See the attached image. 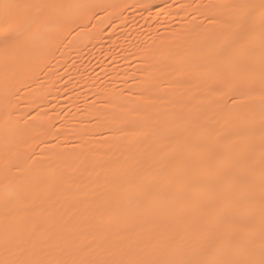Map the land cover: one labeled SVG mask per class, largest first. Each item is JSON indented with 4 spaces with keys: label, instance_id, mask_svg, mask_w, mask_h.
Returning a JSON list of instances; mask_svg holds the SVG:
<instances>
[{
    "label": "bare ground",
    "instance_id": "bare-ground-1",
    "mask_svg": "<svg viewBox=\"0 0 264 264\" xmlns=\"http://www.w3.org/2000/svg\"><path fill=\"white\" fill-rule=\"evenodd\" d=\"M40 1L0 0V35L31 41L24 53L57 40L43 17L61 0ZM106 1L63 0L57 21H86ZM205 7L195 50L180 61L157 41L153 71L107 90L109 110H86L70 145L51 112L26 118L51 86L18 109L10 81L33 66L4 60L20 43L0 44V264H264V0Z\"/></svg>",
    "mask_w": 264,
    "mask_h": 264
},
{
    "label": "rangeland",
    "instance_id": "rangeland-1",
    "mask_svg": "<svg viewBox=\"0 0 264 264\" xmlns=\"http://www.w3.org/2000/svg\"><path fill=\"white\" fill-rule=\"evenodd\" d=\"M61 1L60 3L55 4V6L49 10V13L47 11L48 14L43 17L46 18L48 15H51L54 21H56L58 29H56L57 31H55V35L52 36H54V39L57 40L53 41V37L49 36L47 37L46 42L44 41L42 45L43 47H40L38 51L36 49L39 47L34 48L36 51H34L33 47H29L32 49L30 51H26L25 53L22 51L24 48L23 44H27V42L29 43L31 41L16 38L15 39L17 41H15L14 38L9 41L8 39H10L11 36L8 34H2L0 35V44L8 42H10V44L20 43L19 45L21 51L17 49V53L13 51V49L16 50V48L8 49L4 57V60L7 58V61H9V58L13 61L11 59V54L13 55V58L16 57L17 59L18 56V59H20L22 53H28L30 55L33 53L30 56V61L28 56H26L28 58L27 60L24 55L21 57L22 59L19 60V63L22 62L20 64L17 63L18 59L15 63L9 61L13 65L16 64L17 66H30L31 70L33 66L34 71L30 81L27 80L25 71H20L17 74L15 78L17 80L14 81L12 79L10 81L9 86L16 83V86L18 87V90L11 95L12 99L18 104V109H23L24 106L21 99H25L30 95V89L33 86L40 85L46 88L51 86L53 93L45 96V101L37 106L38 108L33 107L29 112H27L26 118L27 121H32L34 119L33 115L37 112L42 114L46 111L49 113L51 112L49 121L51 132L58 130V127L61 126L62 123L64 125L66 124L65 127L67 126L66 129L69 131L68 138L71 140H68L69 145L74 143V132L76 129L80 128V122L84 120L83 116L85 112L93 110V108L96 110L102 108L101 112L105 113L109 110V106L102 103L101 97L104 93L108 91L111 92V90L113 92L119 91L121 86L118 83L121 82L122 78H125L129 85L135 86L138 84L139 80L147 77L148 72L151 73L153 71V66H156L158 63L157 61L160 60L161 53L158 51L161 45L158 43L159 41L163 42L165 38H168L169 49L171 50L172 55L175 56V52V54H177L176 58L182 61L181 55L183 50H185V52H193L195 50L194 46L196 45V42H189L190 40L188 35L190 36L193 29L198 28L200 30L204 28L211 18L209 13L207 14L204 12L207 9L205 6H208L211 0H126L127 2L123 0H115L114 2L113 0L115 5H112L111 0H107L106 2L110 1V3L100 4L97 9L90 11L88 20L81 22L80 17L76 16V18L71 19V21L68 19L69 21L65 20L63 22V20L57 21L59 19L57 14L61 15L63 11H67L63 10ZM47 2V0L40 1L41 4H47ZM105 5L108 7L104 8ZM202 7L203 9H201ZM53 11L55 12L53 13ZM57 23H59V25ZM158 24L163 25V27H159ZM59 27L63 29L60 30L61 28ZM67 28L69 30H67ZM13 39L15 41L14 43ZM20 40H22V42ZM176 40L178 42L177 44L175 43ZM52 41L56 42L53 43ZM171 41H173V43ZM182 43L185 44L182 45ZM52 44L54 45L51 47ZM21 46H23V48ZM190 46L192 48H190ZM156 47L158 53H156ZM19 53L21 54L19 55ZM34 53H36V55ZM7 54H10L11 57ZM16 54L17 56H14ZM24 58L25 61L23 62L22 60H24ZM180 61L177 60V63ZM5 62L6 61L3 63L4 66H12L11 63L9 65L8 62V64ZM148 68H151V70ZM144 71L146 72L143 73ZM49 76L51 77V81L46 82V78ZM137 76L140 77L138 78ZM20 78L23 79L21 80ZM21 86L24 87L22 88ZM117 87L118 89H116ZM96 98H98V100ZM99 100L101 101L99 102ZM46 103L48 105H46ZM41 116L44 117V115ZM78 118L79 122L77 121ZM62 119L63 122H61ZM93 121V119H90L89 125L93 124ZM51 141L55 142L53 139H51Z\"/></svg>",
    "mask_w": 264,
    "mask_h": 264
}]
</instances>
